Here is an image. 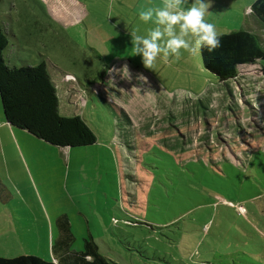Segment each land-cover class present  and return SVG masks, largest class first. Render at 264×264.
I'll list each match as a JSON object with an SVG mask.
<instances>
[{
    "label": "rangeland",
    "instance_id": "rangeland-1",
    "mask_svg": "<svg viewBox=\"0 0 264 264\" xmlns=\"http://www.w3.org/2000/svg\"><path fill=\"white\" fill-rule=\"evenodd\" d=\"M135 1L0 0L7 64L57 69L65 112L96 136L50 144L0 100V257L72 258L87 241L108 264H264V59L226 81L187 52L145 69L130 33L154 25ZM245 1L222 4L218 33L244 28Z\"/></svg>",
    "mask_w": 264,
    "mask_h": 264
},
{
    "label": "trees",
    "instance_id": "trees-1",
    "mask_svg": "<svg viewBox=\"0 0 264 264\" xmlns=\"http://www.w3.org/2000/svg\"><path fill=\"white\" fill-rule=\"evenodd\" d=\"M251 12L264 24V0H254ZM5 31L0 23V100L4 120L53 145L74 147L95 143L96 136L84 119L59 112L57 90L44 60L18 66L7 64ZM218 34L221 47L211 53L205 48L200 56L203 68L220 81L235 78L237 67L264 59V46L254 31L238 28ZM84 248L72 258L60 254V258L45 260L34 255H18L0 257V264H108L92 243L86 241Z\"/></svg>",
    "mask_w": 264,
    "mask_h": 264
},
{
    "label": "clouds",
    "instance_id": "clouds-1",
    "mask_svg": "<svg viewBox=\"0 0 264 264\" xmlns=\"http://www.w3.org/2000/svg\"><path fill=\"white\" fill-rule=\"evenodd\" d=\"M187 3L188 0H161L156 5L149 0L148 4L139 6L140 20L154 25L146 36L138 35L136 31L130 33L133 54L142 57L145 69H155L158 57L167 63L170 57L179 60L182 52L196 56L205 48L211 53L221 47L216 25L206 19L211 15L212 0H192L191 7H186ZM117 71L110 69L109 74ZM120 71L122 78L132 81L127 64ZM136 80L149 84L142 73L137 74ZM85 259L91 260V257Z\"/></svg>",
    "mask_w": 264,
    "mask_h": 264
},
{
    "label": "crops",
    "instance_id": "crops-1",
    "mask_svg": "<svg viewBox=\"0 0 264 264\" xmlns=\"http://www.w3.org/2000/svg\"><path fill=\"white\" fill-rule=\"evenodd\" d=\"M226 1H231V0H223L222 2L220 1V0H212V7L209 9V11L211 12V15L210 16H208V17H206V19L208 20V22H211V23H214V24H218L217 22H220L221 23V20H222V17H224L225 16V14L227 13L226 12V9L228 8V7H225V5H223L222 6V4L224 3V2H226ZM253 1L254 0H246L245 1V3L243 2V5H242V12H241V14L244 16L243 17V19H242V26L241 27H244V28H246V29H248V30H251V31H253L252 30V27L250 26V23H249V21L250 20H254V18H253V14H252V12L250 11H248V9L250 8L251 9V4L253 3ZM53 2L55 3V2H60V0H53ZM149 3V0H136L135 2H134V4H133V6L132 7H134L135 9L138 7V9H139V6L141 5V4H148ZM151 3L152 4H156V5H159L160 3H161V0H151ZM62 6V2H60L59 3V6ZM187 5H188V3H187ZM58 9V8H57ZM68 9H69V7H68ZM135 14H136V16H138L139 17V15H138V11H137V13L135 12ZM240 14V13H239ZM240 14V15H241ZM235 14L234 15H232V14H230V16L228 17V18H231V19H228L227 18V22L229 21V20H231L230 22L231 23H234V20H233V18H235ZM231 25V24H230ZM234 29H236V28H232L231 30H234ZM238 29V28H237ZM255 32V31H254ZM223 33V32H222ZM48 69V68H47ZM48 71H49V73H50V75H51V78H52V81H53V83H54V77H53V72L55 73V71L56 72H58V70L57 69H55V68H51V69H48ZM68 74V73H67ZM71 75V74H70ZM73 76V75H72ZM74 77V76H73ZM69 84V83H68ZM54 85H55V83H54ZM69 85H71V84H69ZM55 87H56V90H57V86L55 85ZM57 95H58V91H57ZM58 98H59V95H58ZM71 101H70V99L68 100V102H61V99L59 98V112L62 114V115H66V116H70V113L69 112H65V111H67L66 109L68 108V107H71ZM66 108V109H65ZM63 109V110H62ZM69 111V110H68ZM75 113V112H74ZM72 114V115H77V114ZM5 121V120H4ZM3 123V122H2ZM0 128H2V126H0Z\"/></svg>",
    "mask_w": 264,
    "mask_h": 264
},
{
    "label": "built area",
    "instance_id": "built-area-1",
    "mask_svg": "<svg viewBox=\"0 0 264 264\" xmlns=\"http://www.w3.org/2000/svg\"><path fill=\"white\" fill-rule=\"evenodd\" d=\"M67 78H72L73 79L74 77L72 75H67Z\"/></svg>",
    "mask_w": 264,
    "mask_h": 264
}]
</instances>
